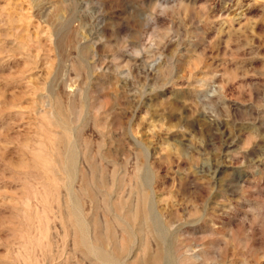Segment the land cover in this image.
<instances>
[{
  "label": "rangeland",
  "instance_id": "obj_1",
  "mask_svg": "<svg viewBox=\"0 0 264 264\" xmlns=\"http://www.w3.org/2000/svg\"><path fill=\"white\" fill-rule=\"evenodd\" d=\"M0 264H264V0H0Z\"/></svg>",
  "mask_w": 264,
  "mask_h": 264
},
{
  "label": "bare ground",
  "instance_id": "obj_2",
  "mask_svg": "<svg viewBox=\"0 0 264 264\" xmlns=\"http://www.w3.org/2000/svg\"><path fill=\"white\" fill-rule=\"evenodd\" d=\"M146 214H147V213H146ZM149 258H150V257H149ZM149 258H148V259H149ZM158 258H159V257H158ZM150 259H151V258H150ZM149 261H150V260H149ZM153 261H154V260H153ZM147 263H148V262H147ZM152 263H153V262H152Z\"/></svg>",
  "mask_w": 264,
  "mask_h": 264
}]
</instances>
